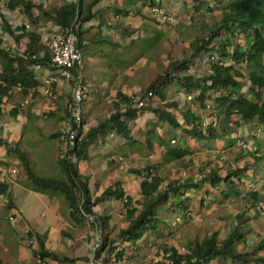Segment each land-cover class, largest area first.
<instances>
[{
	"label": "crops",
	"instance_id": "0c3cea01",
	"mask_svg": "<svg viewBox=\"0 0 264 264\" xmlns=\"http://www.w3.org/2000/svg\"><path fill=\"white\" fill-rule=\"evenodd\" d=\"M30 1L41 3L42 8L50 9L73 0ZM88 1L81 0V6L84 7ZM177 3V0H166L169 9L180 12L185 7ZM149 4V0H98L90 8L93 14L87 20L80 22L77 27L81 32L78 48L81 51L82 60L84 58L80 70L82 83L86 89L82 100L83 120L89 126L96 124L113 111L112 98H117L116 92L120 91L126 95L134 94L131 93L132 87L137 84L133 78L134 71L143 67V62L136 61L135 64L124 65L125 62L118 63L116 60H109L106 56L124 54L125 50H121L123 46L119 44V39L125 36L126 28H133L134 32L137 30L143 20L141 14L148 17ZM37 13L38 9L32 7L31 16L35 18H31L18 5L8 7L7 0H0V46L12 53L26 51L30 43L28 36L19 33L14 28L19 24H24V30H34L38 35L36 43L39 48L36 46L37 49L33 52L38 56L48 55L46 37L59 25ZM147 19L153 24L149 17ZM131 37L129 36L127 40L124 37L122 41H129ZM202 57L200 55L197 59H202ZM30 64L26 66L31 69L37 81L35 85H32L34 87L32 93L28 95L26 90L11 92L0 97L2 108L0 138L5 140L9 146L17 147L25 154L28 167L34 174L64 180L65 171L60 162L61 158L57 159V156L61 146V132L69 124L68 104L71 99V85L68 80L57 73L58 80L52 83L48 93H42L40 78L45 73V68L34 69ZM169 87V84L165 86L164 98H159L158 103H161V106L167 102L169 105L165 108L173 112L170 107L175 103L179 108V103L177 100L169 101ZM197 112L201 118L204 116L203 109ZM234 116L236 118L235 114ZM234 116L232 115L231 120L235 119ZM178 122L183 123L179 119ZM254 123H257L254 119L236 121L232 127L230 126L229 131L224 135H219L220 137L225 136L227 143L237 148L233 159L247 166L244 171L245 175H243L246 176L245 180L248 182L256 176H252L253 168L262 167L254 164L253 161L261 159L252 156L249 149L241 148L238 140L242 137L250 144L257 145L259 148L257 156L263 154L264 139L254 138L250 134V128ZM127 128L129 129L128 137H122L112 129L105 130L89 143L86 158L76 161L77 171L85 177L91 198L100 196L106 187L112 190L118 186L123 190L122 198H116L111 193L101 196L91 205L93 213H99L98 210L101 211L107 207L109 211L115 212L116 199L123 200L127 196L130 199L135 198L133 191L128 189L127 178L135 182L134 190L139 192L138 185L141 178L137 180L125 175H116L112 182L107 180L108 173L113 170L111 166L105 167V164L112 162L110 158L121 163L124 168L127 167L128 173L133 175L135 173L131 171V167L127 166L128 163L132 161L141 165L143 161H150L144 152L150 156L154 146L164 148L168 143L165 142V138L176 135L177 128L180 130L179 135L182 134L183 138L190 136L182 131L180 126L172 127L146 109L138 110L136 116L128 120ZM23 136L26 137L23 139ZM27 136L34 139H55L54 145L49 150V162L43 160L46 159L45 157H41L48 149L45 143H39L31 148L27 145L30 142ZM219 136L214 137L215 141L223 140ZM193 138L199 140L201 145L209 140ZM171 139L174 140L173 137ZM179 146L187 148L184 144ZM202 148V146L199 147V149ZM162 155L163 153L161 157ZM238 155H244V158L237 160ZM43 162L47 163L45 168H43ZM252 164L254 166H251ZM36 169L39 170L38 173ZM0 183L4 184V190L0 192V264L31 262L32 254L40 247L55 254L54 256L46 255L48 264H87L91 225L78 214L71 213L72 207L63 193L35 187L27 178L19 158L4 143L0 144ZM259 191L263 192V190ZM108 224L110 225L111 222ZM95 254L97 257L102 255L99 251Z\"/></svg>",
	"mask_w": 264,
	"mask_h": 264
},
{
	"label": "trees",
	"instance_id": "16d2710c",
	"mask_svg": "<svg viewBox=\"0 0 264 264\" xmlns=\"http://www.w3.org/2000/svg\"><path fill=\"white\" fill-rule=\"evenodd\" d=\"M97 1L89 0L82 7L81 0H73L50 9L42 8L41 3H33L30 0H7V5L8 7L18 5L31 18H35V16H31V8L36 7L38 15L51 19L59 26L72 27L77 37L76 45L78 46L80 45L81 32L77 27L80 22L87 20L93 14L90 8ZM149 1L152 3L151 0ZM220 11L219 22L214 23L205 35L197 37L192 42L193 50L191 55L186 58L174 59L167 63L162 71L155 73L143 91L151 90L152 93L163 99L165 86L176 83L181 90L191 95L193 102L199 104L198 110H202L208 97L211 98L213 114L216 109L215 105L219 108L217 114L219 123L222 125V132H216L215 126L210 124L203 128L200 124L201 115L192 110L190 106L181 112L183 122L181 124L173 112L165 108L169 105L167 102L159 107L149 105L135 106V101L132 97L118 91L116 92L118 100L124 101L126 106L123 109H119L118 103L114 102V109L108 116L99 120L96 124L89 126L83 133L78 129L80 137L73 148L75 159L73 161L65 158L60 159L66 175L64 180L52 176L34 174L28 167L26 156L21 150L17 147L9 146L1 138L0 144L4 143L19 158L25 169L27 178L35 187L63 193L72 207V214H78V195L82 198L83 208L93 213L91 205L96 200H99L101 196L111 193L116 198H122L123 190L118 186L112 190L110 187H106L100 193V196L91 198L85 177L78 173L75 163L78 159L86 158L89 143L107 129H112L122 137H128L129 129L127 128V122L136 116L138 110H150L158 119L166 121L172 127L180 126L186 134L198 139L205 138L208 140L229 131L231 127H228V125L234 114L236 115L235 119L237 122L254 119L258 123L264 124V73L258 69L261 64V55L264 53V0H226L220 5ZM24 27V24H19L14 28L19 33L21 32L28 36L30 43H28L29 46L27 45L26 51L12 53L0 46V78L7 85L19 81L23 86L22 91H26L28 86L35 85L37 82L31 69L27 68L26 65L34 61L28 58L27 54L35 51L37 47L39 48L36 43L38 40L37 33L34 30H24ZM232 27H237L239 34L242 36V40L239 43L233 41L230 37ZM200 50H203L201 55L203 59L207 54L216 52L220 56L230 55L234 63L218 64L208 62L205 63L207 70L202 74L185 72L184 70L193 64L191 56ZM243 56L246 58V64L248 63L252 66L249 68L246 76L243 74V68L238 65ZM47 58L48 55L46 54L39 56L37 60L43 65L46 63ZM254 64L258 67H254ZM210 89H216L218 92L210 94ZM141 94L142 92H140ZM3 95H7L5 87H0V97ZM172 105H175V103ZM1 110L0 106V114ZM241 140L242 137L238 140L239 145ZM189 151L187 148L166 143L162 158L163 160H176ZM252 155L254 154L252 153ZM255 157L261 159L264 155H255ZM152 167V165L147 164L142 168H131L132 172L141 176L138 185L140 198L136 202L138 205L132 202L130 197H125L126 224L119 227L113 236L102 238L97 252L103 245L106 251L110 252L114 247V241L133 242L141 238L146 230L155 229L158 206L165 203L170 197L182 194L189 187L200 185V180L190 182L172 179L165 181L161 187V178L156 174H152ZM246 167V165L236 167L231 172L223 175L212 169L200 179L207 181L211 186L216 185L221 180L227 179L228 175L241 173L243 175ZM3 190L4 184L0 183V192ZM249 193L254 203H258L262 198L260 194L258 195V190H250ZM241 214H236L237 222L232 225L222 238H218L217 230H213L200 239L193 238L188 240L185 243V250L182 252L172 245L165 247V257L169 261V264H207L210 260L219 257L237 260L242 264H264V238L253 244L249 250L236 248V244L244 239L239 222L248 218ZM93 215L100 231H102L107 226L108 215L96 213H93ZM36 251L42 255H55L53 252L46 251L42 247ZM259 251H262V254ZM121 254L122 250L120 249L116 252L117 258ZM106 257L103 260H106Z\"/></svg>",
	"mask_w": 264,
	"mask_h": 264
},
{
	"label": "rangeland",
	"instance_id": "374dc122",
	"mask_svg": "<svg viewBox=\"0 0 264 264\" xmlns=\"http://www.w3.org/2000/svg\"><path fill=\"white\" fill-rule=\"evenodd\" d=\"M225 1L226 0H215V4L208 8L205 5L203 6L202 0H179L177 4H183L185 8L180 12H176L177 19L173 23L160 28L155 27L151 21L147 19L148 17L140 13L143 20H141V25L137 30L134 32L133 28H126V34L124 33L125 36L119 39V44H121V47L123 46L121 50H125L123 52L124 54H109L106 56L109 60H116L118 63L125 62L123 63L124 65H131V63L135 64L136 61L138 63L143 62V67L134 71L133 78L137 84L132 87L131 93L137 95L138 92L143 91L146 84L155 73L162 71L167 63L174 59L190 56L193 50L192 42L197 37L205 35L207 30L214 23L219 22L221 14L220 5ZM163 2L166 3V0H163ZM185 14H189L187 18L189 20L187 21L184 19ZM129 36H132L129 41H122L124 37L127 40ZM202 53L203 50H200L191 56V61L193 60V64L191 65L193 69L192 73L202 74L206 72L207 65L204 63L198 65L196 62V60H198L197 57L202 55ZM251 67L252 66L248 63L245 64L243 67V74L245 76ZM254 67L257 68L258 66L254 64ZM258 69L264 73V53L261 55V64ZM169 86V101L177 100L179 103V108L176 105L170 107L177 120L179 119L182 121L181 112L189 106L192 110H195V112L198 111L199 104L193 102L191 99L187 100L184 97V90H181L178 84L171 83ZM158 100L159 96L154 94L153 99L147 101L146 105L159 107L161 103H158ZM206 101L212 102L209 97ZM215 107L214 115L218 117L217 113L219 108L217 105H215ZM105 110H107V108ZM205 116L207 119L208 116L206 114ZM234 122H236L235 119L231 120V127L234 125ZM230 126L228 125V127ZM215 129L216 132H222V125L219 123V117ZM179 133L180 130L177 128L176 135L165 138V142L173 146L186 145L190 151L184 156L176 160L165 161L161 157L164 148L154 146L150 156L148 153L146 154L144 152V155H146L150 161H143L141 165L128 161L129 165L127 166L131 168H142L145 164L152 165L151 172L161 178V187L165 181L172 179H176L177 181L181 179L190 182L200 180V185L191 186L189 189L184 190L182 194L174 197L172 196L165 203L158 206L156 210L157 221L155 223V229L146 230L141 238L133 242H121L116 240L110 252H107L103 245V247L99 249L102 255L98 257L102 264H169V261L165 257V247L172 245L178 251L182 252L185 250V243L188 240L193 238L200 239L213 230H217V237L222 238L232 225L237 222L236 214L238 213H242V216H247L248 218L239 222L244 239L236 244L237 249L249 250L253 244L264 238V157L263 159L261 158V160L253 161L254 164L256 163L262 167L260 169H257L256 166L253 168L252 176H256L249 181L250 183L245 180L247 179L246 176H244L245 174L242 175L241 173L228 175L227 179L221 180L216 185L211 186L207 181L200 179L210 170H216V172L223 175L231 172L236 167L242 166L239 161L235 162V159H233V156L236 155L237 148L227 143L225 136H219L223 140L215 141L214 138H211L205 143H203V141L202 143L204 145H201L199 140L191 136L183 138L182 134L179 135ZM25 137L26 136H23V139ZM171 137L174 138L173 141L170 140ZM29 138L30 137L27 136V140ZM31 138L30 142L27 143L31 148L36 147L39 143H45L48 149L47 152H44L45 155L41 157H45L46 159L43 160L49 162V150L51 146L54 145L55 139ZM201 146L203 148L199 149ZM59 154L57 159L63 158V156ZM243 156L244 155H238L237 160L244 158ZM110 159L112 162L105 164V167L111 166V168H113V170H110L108 173V181L112 182L116 175H125L137 180L141 178L136 174L130 175L126 169L127 167L124 168V166L115 159ZM244 162H246L245 159ZM46 164L47 163L43 162V168L47 166ZM254 164L251 166H254ZM36 171L38 173L39 170L36 169ZM127 180L129 181L128 189L133 191L132 194L135 196V198L131 200L138 205L136 202L137 199L140 198V195L138 191L136 192V190H134L136 184L128 178ZM250 190H258V195L260 194L262 197L258 203L253 202V198L249 193ZM259 190H263V192ZM175 200L176 202H174ZM115 201L117 202L115 212L112 210L109 211L107 207L108 209L103 208L101 211L98 210L99 213H96L105 214L111 218H108L107 226L101 231V239L113 236L117 229L124 226L127 222L124 212V201L121 198ZM109 222H111L110 225L108 224ZM120 249L122 250V254L117 258L116 252ZM259 253L262 254V251H259ZM105 256H107L106 260H103ZM207 264L242 263H239L237 260L219 257L210 260Z\"/></svg>",
	"mask_w": 264,
	"mask_h": 264
},
{
	"label": "built area",
	"instance_id": "2783aa9c",
	"mask_svg": "<svg viewBox=\"0 0 264 264\" xmlns=\"http://www.w3.org/2000/svg\"><path fill=\"white\" fill-rule=\"evenodd\" d=\"M179 1V0H177ZM150 2V1H149ZM152 3L149 4L148 17L152 20L153 25L157 28L164 27L167 24L173 23L177 19L176 11L170 10L163 0H151ZM212 0H203V4L207 7L213 5ZM189 14H185L184 19H187ZM230 37L233 41L239 43L242 40V36L239 34L237 27H232L230 30ZM77 37L75 31L72 27H62L57 26L45 40V44L48 51V58L45 64H40L37 58L39 56L35 53L27 54L28 58L33 59L30 66L34 69L45 68V73L40 78L41 88L40 91L44 94L48 93L53 82L58 80V74L62 75L71 85V99L68 104L69 108V124L61 132V146L60 155L67 160L73 161L75 159L73 148L79 139L80 134L89 127V125L83 120V107L82 100L85 95L86 89L82 83V73L80 70L82 55L81 51L76 45ZM196 62L199 64H205L208 62H215L218 64H228L234 63L233 58L230 55L220 56L216 52H211L203 59H198ZM246 64V58L238 62L240 67H244ZM185 72L192 73V66H189ZM0 87H5V93L10 94L11 92H22L23 86L19 81H16L10 85H7L4 80L0 78ZM27 94L30 95L34 90V87L28 86L26 88ZM140 92L142 94L140 95ZM137 95H129L134 99L135 106L146 105L147 101L152 100L154 93L151 90L140 91ZM218 90H209V93L216 94ZM184 97L188 100L191 99V95L184 93ZM114 102L118 103L119 109H123L126 104L124 101L118 100V98H112ZM21 104V103H20ZM204 111V116L201 118V126L204 128L206 125L210 124L212 126L217 125V117L213 114L212 104L210 102H205V106L202 108ZM207 112V113H206ZM205 114L208 118L206 119ZM250 134L254 138L264 139V124L254 123L250 128ZM172 141V139H171ZM241 148H247L252 153L258 154L259 148L255 144H250L247 140L242 139L240 142ZM125 200V198H123ZM78 214L84 218L91 225L90 232V251L87 256V264H102L95 252L101 244V231L97 224V221L93 213L86 211L82 206V198L78 196L77 201ZM48 258L46 255H42L37 251L32 254L31 262H20L19 264H48Z\"/></svg>",
	"mask_w": 264,
	"mask_h": 264
}]
</instances>
